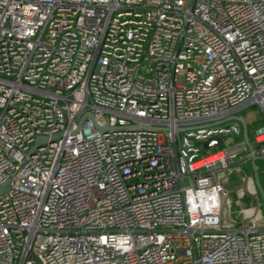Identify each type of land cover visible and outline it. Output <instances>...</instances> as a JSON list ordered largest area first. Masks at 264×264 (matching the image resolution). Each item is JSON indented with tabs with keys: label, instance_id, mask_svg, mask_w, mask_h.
Here are the masks:
<instances>
[{
	"label": "built area",
	"instance_id": "1",
	"mask_svg": "<svg viewBox=\"0 0 264 264\" xmlns=\"http://www.w3.org/2000/svg\"><path fill=\"white\" fill-rule=\"evenodd\" d=\"M250 106L253 151L217 124ZM242 153L264 0H0V264H264V223L222 226Z\"/></svg>",
	"mask_w": 264,
	"mask_h": 264
},
{
	"label": "rangeland",
	"instance_id": "2",
	"mask_svg": "<svg viewBox=\"0 0 264 264\" xmlns=\"http://www.w3.org/2000/svg\"><path fill=\"white\" fill-rule=\"evenodd\" d=\"M248 122L262 118L258 107L250 106L243 110ZM230 143L234 142L230 139ZM245 159L244 153L232 158L227 162V168L220 170L217 174L218 180L225 188V202L222 213V226L245 227L252 220L258 225L264 223V201L257 194V188L253 174L247 168L240 166ZM264 176V169L258 170Z\"/></svg>",
	"mask_w": 264,
	"mask_h": 264
},
{
	"label": "water",
	"instance_id": "3",
	"mask_svg": "<svg viewBox=\"0 0 264 264\" xmlns=\"http://www.w3.org/2000/svg\"><path fill=\"white\" fill-rule=\"evenodd\" d=\"M89 117H91V115H88ZM228 121H238L241 126H242V131H243V138H244V142L246 144V146L249 148L250 151H253L254 148H253V145L250 141V138H249V134H248V122L245 118L244 115H233L227 119H224V120H221L219 122H217V124H220V123H226ZM95 125L98 127V125L96 124V122H94ZM99 129L101 130H105L106 128H100L98 127ZM181 130H177V132H180ZM46 139L45 138H40L39 139V142L42 143L44 142ZM203 147L204 148H207L208 147V143H204L203 144ZM256 162H257V158L256 156H252L251 157V165H252V170H253V175H254V180H255V184H256V187H257V190L259 191L263 201H264V188L262 186V183H261V180H260V174H259V171H258V168H257V165H256ZM10 189V186L9 184H4L2 186H0V194H7L8 191Z\"/></svg>",
	"mask_w": 264,
	"mask_h": 264
},
{
	"label": "trees",
	"instance_id": "4",
	"mask_svg": "<svg viewBox=\"0 0 264 264\" xmlns=\"http://www.w3.org/2000/svg\"><path fill=\"white\" fill-rule=\"evenodd\" d=\"M262 124H263L262 118H258L257 120L252 121V122H250L248 124V134H249V138H250V141H251V143H252V145L254 147L256 146V142H255V139H254L255 131ZM242 141H244L243 133H242L241 136L234 138V143H238V142H242ZM256 165H257L258 170L264 169V160L263 159H257ZM240 166L247 168V170H249V172H251V174H253V170H252V165H251L250 158L243 159L240 162ZM259 174H260V180H261L262 186L264 188V176L260 172H259ZM257 194L261 197V195H260V193H259L258 190H257Z\"/></svg>",
	"mask_w": 264,
	"mask_h": 264
},
{
	"label": "crops",
	"instance_id": "5",
	"mask_svg": "<svg viewBox=\"0 0 264 264\" xmlns=\"http://www.w3.org/2000/svg\"><path fill=\"white\" fill-rule=\"evenodd\" d=\"M246 118V117H245ZM246 120H247V118H246ZM247 122H248V120H247ZM250 122H248V124H249ZM251 160V159H250ZM254 176V175H253ZM257 188V187H256Z\"/></svg>",
	"mask_w": 264,
	"mask_h": 264
}]
</instances>
